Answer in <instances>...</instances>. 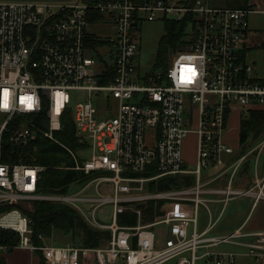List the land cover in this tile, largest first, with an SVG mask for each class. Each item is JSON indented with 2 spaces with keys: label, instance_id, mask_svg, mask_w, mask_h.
I'll return each mask as SVG.
<instances>
[{
  "label": "built area",
  "instance_id": "2783aa9c",
  "mask_svg": "<svg viewBox=\"0 0 264 264\" xmlns=\"http://www.w3.org/2000/svg\"><path fill=\"white\" fill-rule=\"evenodd\" d=\"M252 12L214 0H0V232L18 237L13 244L0 242V257L19 249L41 253L45 264H85L88 254L90 264H233V255H198L237 244L233 239L243 240L238 244L249 256L264 257V230L243 232L241 226L228 236L209 235L229 201L264 202V177L255 175L246 189L232 188L248 154L256 155L257 165L264 139L237 159L226 140L234 114L241 120L264 107V79L253 76L255 67L243 55ZM188 18L182 50L166 71L140 76L141 25ZM89 25H110L113 37L89 34ZM101 47L109 48V64L97 52ZM88 53L103 63L96 73L89 72L96 61ZM75 93L84 97L72 103ZM93 97L105 108L103 119H97ZM66 114L84 146L79 154L88 153L84 159L66 149L71 169L90 179L73 194L44 196L39 182L46 168L8 158L39 138L60 144L55 133ZM189 133L196 136L193 170L182 157ZM210 167L220 172L202 183ZM166 178H176L179 187L160 189ZM90 186L94 197L85 194ZM36 200L77 208L110 205V239L94 249L53 246L41 236L43 244L35 245L22 206ZM148 202L165 209L145 210ZM207 203L221 204L215 219ZM201 206L208 216L199 230ZM126 212L134 225L119 224ZM92 218L96 224L94 212Z\"/></svg>",
  "mask_w": 264,
  "mask_h": 264
},
{
  "label": "rangeland",
  "instance_id": "374dc122",
  "mask_svg": "<svg viewBox=\"0 0 264 264\" xmlns=\"http://www.w3.org/2000/svg\"><path fill=\"white\" fill-rule=\"evenodd\" d=\"M247 5L250 7L253 12L248 15L247 22L249 27V41L248 46L246 47L245 60L255 67V71L253 72V76L255 78L264 79V49L258 47L262 36L264 35V0H247ZM214 4L218 6H224L223 0H214ZM88 33L98 36L102 39H108L113 37V30L110 25L107 26H88L87 28ZM164 22L161 20L155 22H144L140 30L138 32L139 37V47H138V55H137V69L138 74L140 76H144L152 72L155 64V59L158 51L159 41L164 36ZM183 47V45H181ZM98 54L102 57L103 61L107 64L110 63L109 60V48L108 47H101L97 50ZM175 53H171L169 55L170 59L172 55ZM89 56L93 57L96 61V64L89 69V72L92 70L96 73L99 69L103 66V63L98 62L96 54L88 53ZM82 93H75L71 97L72 103H76L83 98ZM92 103L94 107L97 109V119H103L105 114V108L102 104H99L95 101V98H92ZM116 111V104L112 102V113L114 115ZM240 116L234 114L228 123V134L226 136L227 143L233 148L234 155L233 157L237 159L239 156L242 155L240 153V145L238 144V128H239ZM41 140H44L40 138ZM45 141V140H44ZM75 152L78 153V156L87 159L88 153L79 154L80 151L76 150ZM255 154L251 155L242 165H246L249 170V177H252L255 174V171H262V167H264V157L261 156L260 159H257V165L255 166ZM182 157L185 162L186 168L189 170H193L195 167L196 162V136L193 133L187 134V136L182 141ZM240 168V170L242 169ZM220 171L217 168L210 167L203 171L202 183H205L209 176L208 174H213V176L217 175ZM240 174L238 173L233 181L232 188L241 187V185L245 181H241ZM215 186L211 184L206 188H212ZM81 188V187H80ZM80 188L72 190V192L68 193L73 194L75 191L79 190ZM153 188V187H152ZM85 192V194H89L90 196H96V193L93 187L90 186V191ZM90 192V193H89ZM55 194L44 195V196H53ZM56 203L65 204L63 202H57L52 200H46ZM67 205V204H65ZM145 210H159L165 209V207H161L160 204H155L154 202H148L145 204ZM69 206V205H67ZM207 206L212 213V217L215 219L220 212L221 204L215 205L207 203ZM251 203L250 199L248 198H236L229 201L223 211L221 212L220 217L218 218L217 222L215 223L213 230L210 232V236L215 237H223L232 234L242 223L245 219V225L243 228V232L245 231H259L264 230V205L258 206L256 209H252L249 213ZM256 206V205H255ZM72 210H74L79 216L80 219L86 223V225L90 228L106 231L107 226L110 223V217L112 213V207L110 205H106L103 207H97L94 209L93 205H80L77 207L69 206ZM31 208V203L24 204L22 209L29 210ZM94 212V219L96 224H92L93 218L92 213ZM207 211L201 206L200 213L198 216V229L201 230L205 226V221L207 222ZM155 218V216L153 217ZM110 232V231H109ZM111 236V234H110ZM233 241L237 242V244H220L213 248L204 249L198 252V255L204 253H211L213 255H233V264H264V257H261L259 260L248 255V249L243 246H240L238 243L242 242L241 239H233ZM45 242L49 245L53 246H66L71 244V236L60 234H54L49 239H45ZM107 244V243H106ZM105 244V245H106ZM104 245V246H105ZM72 246V245H71ZM75 247V246H74ZM33 258H35L33 256ZM32 258V260H33ZM85 264H90V254L86 256ZM163 264H176V260H171ZM197 264H205L204 261H199Z\"/></svg>",
  "mask_w": 264,
  "mask_h": 264
},
{
  "label": "trees",
  "instance_id": "16d2710c",
  "mask_svg": "<svg viewBox=\"0 0 264 264\" xmlns=\"http://www.w3.org/2000/svg\"><path fill=\"white\" fill-rule=\"evenodd\" d=\"M223 1L224 6L228 8H250L247 5V0ZM188 26L189 18L179 22H164L165 34L159 41L152 71H166L170 62L169 55L182 50L181 45L185 41ZM258 47L264 49V35ZM247 52L244 51L243 55ZM55 137L60 144L39 138L28 149L15 150L8 158L13 163L32 164L46 168L39 182L41 195L68 194L72 190L82 187L90 179L82 171L71 169L74 162L66 149L76 151L84 148V146L78 143L69 114L63 117L62 127L55 133ZM262 139H264V107L252 110L247 117L240 120L238 128L240 153H246ZM262 155L264 157V150ZM171 187H179L176 178L163 179L159 186L160 189ZM22 210L29 220L32 241L37 246L43 244L39 239L40 236L49 239L52 235L60 233L71 236L70 245L85 249L102 247L110 239L109 231H100L88 227L80 219V216L65 204L36 200L31 202L29 210ZM148 220L150 219H146V221ZM119 224L121 226L134 225L135 217L126 212L119 216ZM17 238V235L13 232H0L1 243L10 242L13 244L17 241ZM36 257L38 264H45L41 253L37 252ZM0 264H5L3 257H0Z\"/></svg>",
  "mask_w": 264,
  "mask_h": 264
},
{
  "label": "crops",
  "instance_id": "0c3cea01",
  "mask_svg": "<svg viewBox=\"0 0 264 264\" xmlns=\"http://www.w3.org/2000/svg\"><path fill=\"white\" fill-rule=\"evenodd\" d=\"M238 144H239V141H238ZM251 155L248 154L246 160ZM263 161H264V159H263ZM238 173L240 174L239 175L240 176V179L239 180L245 181V182L241 185V187H238V188H235V189H238V190L246 189L250 185H252L255 175H257V177H259V178L264 177V167H262V171H258V170H257V172L255 171V174L252 177H249V170H248V167L246 165H244L241 170L239 169ZM250 203H251V206H250V209H249V213L251 212V210L253 208L256 209L258 206L264 205V202H259V203L255 204L256 205L255 206V205L252 204V201L251 200H250ZM245 219L242 221V223H241V225L239 227L245 225L244 224L245 221H246ZM259 231H261V230H259ZM33 256L35 258H33ZM2 257H3L4 261H5V264H38L37 263V257H36V255H32V254H30L27 251L19 250V249L18 250H14L11 253H9L7 255H4ZM32 258H33V260H32Z\"/></svg>",
  "mask_w": 264,
  "mask_h": 264
}]
</instances>
